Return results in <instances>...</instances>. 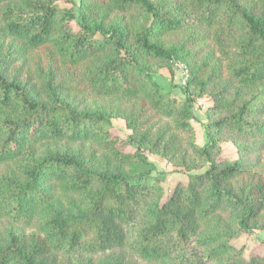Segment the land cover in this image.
I'll return each mask as SVG.
<instances>
[{"label":"trees","instance_id":"trees-1","mask_svg":"<svg viewBox=\"0 0 264 264\" xmlns=\"http://www.w3.org/2000/svg\"><path fill=\"white\" fill-rule=\"evenodd\" d=\"M255 228L264 0H0V264H264L231 242Z\"/></svg>","mask_w":264,"mask_h":264},{"label":"rangeland","instance_id":"rangeland-1","mask_svg":"<svg viewBox=\"0 0 264 264\" xmlns=\"http://www.w3.org/2000/svg\"><path fill=\"white\" fill-rule=\"evenodd\" d=\"M60 2L65 6H74L77 0H60ZM185 67L184 65L177 61L174 63V74L172 79H170V72L168 68L162 67L158 70V75H156L157 80L160 85L165 89L167 88L168 80L174 83V86L181 84L185 77ZM169 85V84H168ZM175 95H181L179 89H173L172 91ZM211 104V99L209 95H203L198 97L193 104L195 117L193 119V125L195 127L196 141L198 144L202 145L206 141V136L204 132V110ZM113 127L121 134L127 132L125 124L122 118L112 119ZM221 155L227 158H234L237 155L236 147L229 140L221 142ZM150 161L155 165V170L153 173L160 178V184L164 189V193L167 194L174 183L179 180H185V175L182 173L179 167H175L164 159H161L157 154L146 152ZM264 229L255 228L253 232H241L239 235L234 237L231 242L237 247L242 248V257L244 260H248L250 255L255 252H263L264 249Z\"/></svg>","mask_w":264,"mask_h":264}]
</instances>
